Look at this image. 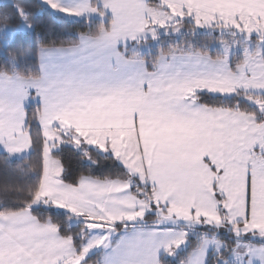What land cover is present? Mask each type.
<instances>
[{
    "label": "crops",
    "instance_id": "0c3cea01",
    "mask_svg": "<svg viewBox=\"0 0 264 264\" xmlns=\"http://www.w3.org/2000/svg\"><path fill=\"white\" fill-rule=\"evenodd\" d=\"M156 1L51 0L55 12L110 27L72 46L40 49L36 77L0 73V150L13 157L30 151L25 108L38 102L47 137L40 200L118 232L98 261L86 262L88 255L79 257L53 223L29 210L0 214V264H161L165 253L175 256L187 246L180 224L255 221L264 228V111L255 105L263 115L259 122L251 113L206 106L197 97L201 91L243 90L264 105L257 95L264 94V56L247 52L234 68L224 55L173 51L149 68L141 53L127 48L159 31L151 17L161 13L264 23V0ZM63 135L77 148L113 155L152 187L150 202L132 191L129 180L63 182L53 154ZM154 207L161 212L145 218ZM119 222L133 224L119 229ZM204 237L211 238L202 239L184 264H206L218 236ZM262 247L245 242L224 262L264 264Z\"/></svg>",
    "mask_w": 264,
    "mask_h": 264
},
{
    "label": "trees",
    "instance_id": "16d2710c",
    "mask_svg": "<svg viewBox=\"0 0 264 264\" xmlns=\"http://www.w3.org/2000/svg\"><path fill=\"white\" fill-rule=\"evenodd\" d=\"M151 1L157 3L156 0ZM24 20L31 23L32 29L19 30L12 34L11 32ZM239 20L241 19L239 18ZM180 24L184 25L187 31L189 28L191 31L195 28L196 31H188L187 33L183 31L180 33L183 35L176 41H164L162 44L155 45L150 42L147 43V38L139 42L134 50H132L131 45L127 48L130 49L129 52L131 53H135L134 51L141 53L140 56L147 59L149 68H153L154 63L158 61L162 54L173 51L200 52L211 57L222 56L223 52L218 46H211L212 39L217 41L223 38L229 43H238L241 48L247 43L245 36L236 33L234 28L237 26L234 25H228L227 30L218 32L199 30L189 20H183ZM189 25L192 27H189ZM241 25L242 23L238 24V26ZM109 27V22H101L98 19L90 18L77 20L68 15L55 12L46 7L40 0L0 1V73L36 77L40 75V49L44 47L72 46L77 44L82 36H96ZM257 34H264V31ZM251 38L253 41L259 39L256 34ZM235 40L236 42H234ZM246 53L244 50H239L231 56L234 68L243 61ZM250 53L254 54L255 52ZM262 56H264V48ZM249 94V92L237 90L229 96H222L208 91H201L197 93V97L206 106L238 109L253 114L261 122L263 115L246 98ZM257 95L264 99V94ZM25 115L31 142L30 151L21 157H13L9 153L0 150V214L29 210L39 221L53 223L62 236L71 238L76 251H81L82 242L87 235V231L83 230L85 223L80 222L71 225L70 218L73 217V214L70 211L56 208L51 202L40 200V187L44 175L47 144L46 133L40 121V104L38 102L28 103L25 108ZM53 154L62 164V181L67 184L76 185L84 177L104 180H129L134 182L131 183L134 193L142 198L145 197L148 202L152 198V187L147 182L138 181L140 179L111 154L103 153L92 146L83 145L77 148L68 142H62L53 151ZM140 190H143L144 193ZM220 213L222 215L225 213L222 207H220ZM155 216L156 214H152L151 211L145 214L147 219H154ZM220 223L222 225L220 227L208 226L204 222L193 227L180 224L179 227H185L187 230V246L178 250L175 256L165 253L161 258V264L186 263L191 251L201 243L206 235L213 236L216 234L225 242V247L220 252L214 253L211 251L208 254L206 264H227L223 260H228L229 254L238 245L239 241L253 242L264 247V238L235 234L232 227L235 225L244 226L243 222L230 224L227 221H221ZM132 224V222H119L116 227L122 229ZM100 253L96 251L88 255L85 261H98ZM228 264L230 263L228 262Z\"/></svg>",
    "mask_w": 264,
    "mask_h": 264
},
{
    "label": "rangeland",
    "instance_id": "374dc122",
    "mask_svg": "<svg viewBox=\"0 0 264 264\" xmlns=\"http://www.w3.org/2000/svg\"><path fill=\"white\" fill-rule=\"evenodd\" d=\"M0 1H7V0H0ZM40 1L46 7H50L51 0H40ZM53 3L56 4L55 0ZM240 19L241 20H239V21L225 22V21H220L219 19L217 20V19H215L213 17H209V16L196 17V16H193L190 14H183V13L179 12L178 10H173V12L169 13V14L164 12V13H161V15H156L154 17H151L152 28L153 29L159 28V31L152 32V34H150L152 36H148L147 43L150 42L152 45H155V44H159V43L162 44V43H164V41H166V42L176 41L181 35H183V34H180L183 31H185V33H187L188 31H190V32L196 31L195 28L192 31L189 28V30L187 31L186 27L184 25L180 24V23H182L183 20L184 21L189 20V21H192L196 25L197 29L199 28V30L201 29L202 31L212 30V31L222 32L225 29L226 30L228 29V27H227L228 25L237 26L234 28L236 33L238 35H242L243 37L245 36V41L247 42L242 48L239 47L238 43H235V44L232 42L229 43L226 39H223V38L220 40L218 39L217 41H215V39L211 40L212 41L211 46H213V47L218 46L222 50L223 55L226 57H230V59H231V56L239 50H244L245 53L254 51L255 52L254 54H256V55H260L261 53L263 54L264 34H257V33L264 31V23L260 22V21H256V20H249L246 18H240ZM239 23H242V25L238 26ZM223 25H226V26H223ZM189 27H192V26L189 25ZM30 29H32L31 23L24 20L11 33L13 34L19 30L24 31V30H30ZM254 34L258 35L259 39L253 41L251 37ZM170 37H173V38L171 39ZM234 42H236V40ZM248 55H249V53H248ZM245 57L246 56L244 55V58ZM236 91L237 90L231 91V90L218 89L217 91H212V92H213V94H219L222 96H229V95L235 93ZM246 98L253 105H256V106L260 105L259 107L261 108V111H264V105H261L260 102H258L257 100L254 99V97L247 95ZM30 99L32 100L31 97H30ZM69 138H70V136L63 135V142H66L67 139H69ZM250 161L254 162L255 157H251ZM261 161L263 162L264 160H261ZM133 175H135L138 179H140V180L137 179L138 181L145 183V181L140 176H138L135 173ZM131 183H134V182L131 181ZM140 191L144 193L143 190H140ZM225 208H226V204H225ZM151 212H152V214L153 213L155 214L156 212L160 213L161 211H160V208L154 207ZM80 222L85 223L83 230L87 231V235L84 237V240L82 242V250H81V254L79 255V257L80 256L86 257L87 255H90L91 253H93L95 251H102V250L107 251L110 249L112 239L118 233L116 231V229L113 228V226H107L106 225L107 223L104 224L105 222L104 223L98 222L97 220H94V219L89 218V217L87 219L81 218L80 216H73L70 218V224L71 225L78 224ZM205 224L208 226H212V227L222 226L220 222L219 223L207 222ZM232 230L238 236H239V234H241L243 236H248V237L264 238V228L260 229L258 226H256L255 221H251L250 223H246V224L244 222V226H236L235 225L232 227ZM214 235H216V234H214ZM209 238H211V237H207V238L204 237L203 240L205 241ZM214 238H216V239L214 241V245H213L214 250L213 251H214V253H217L225 246V244L222 242L221 238L213 237V239ZM244 243L245 242H243V241H239L238 245H242ZM262 248H264V247H262ZM235 254L236 253L234 251L233 256H230L231 259L236 258ZM237 255H240V253L239 254L237 253ZM241 256H242V254L240 255V257ZM223 261H227V260L224 259Z\"/></svg>",
    "mask_w": 264,
    "mask_h": 264
}]
</instances>
